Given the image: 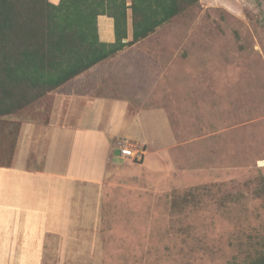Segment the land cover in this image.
<instances>
[{"label":"rangeland","instance_id":"obj_1","mask_svg":"<svg viewBox=\"0 0 264 264\" xmlns=\"http://www.w3.org/2000/svg\"><path fill=\"white\" fill-rule=\"evenodd\" d=\"M134 50L148 58L146 104L167 110L178 139L84 188L82 210L66 234L53 233L43 264H252L264 253V0H199ZM84 81L7 117L46 121L56 93ZM190 105L206 115L204 132L188 133ZM15 132L0 137L2 163Z\"/></svg>","mask_w":264,"mask_h":264},{"label":"crops","instance_id":"obj_2","mask_svg":"<svg viewBox=\"0 0 264 264\" xmlns=\"http://www.w3.org/2000/svg\"><path fill=\"white\" fill-rule=\"evenodd\" d=\"M98 21L100 38L114 41V19L100 15ZM134 45L126 47L133 49L124 58L126 48L77 76L74 80L84 76L85 81L75 91L56 93L46 121L1 116L0 123H7L0 127L2 142L15 132L8 128L17 129L9 162H0V264L44 263L53 233L66 234L71 214L82 210L78 200L84 188L99 189L127 162L119 149L122 141L142 147L144 154L149 147L176 143L167 110L146 104L141 90L150 75L148 58ZM101 70L109 73L106 84ZM188 108V133L204 132L206 115L194 105Z\"/></svg>","mask_w":264,"mask_h":264},{"label":"trees","instance_id":"obj_3","mask_svg":"<svg viewBox=\"0 0 264 264\" xmlns=\"http://www.w3.org/2000/svg\"><path fill=\"white\" fill-rule=\"evenodd\" d=\"M197 2L0 0V117L21 110L147 38ZM100 15L114 19L112 42L100 38ZM249 258L252 264H264L262 252L253 253Z\"/></svg>","mask_w":264,"mask_h":264},{"label":"built area","instance_id":"obj_4","mask_svg":"<svg viewBox=\"0 0 264 264\" xmlns=\"http://www.w3.org/2000/svg\"><path fill=\"white\" fill-rule=\"evenodd\" d=\"M120 153L126 158H132L140 161L143 159L144 151L142 147H137L134 144L123 146L119 144Z\"/></svg>","mask_w":264,"mask_h":264},{"label":"clouds","instance_id":"obj_5","mask_svg":"<svg viewBox=\"0 0 264 264\" xmlns=\"http://www.w3.org/2000/svg\"><path fill=\"white\" fill-rule=\"evenodd\" d=\"M141 161V160H140Z\"/></svg>","mask_w":264,"mask_h":264}]
</instances>
